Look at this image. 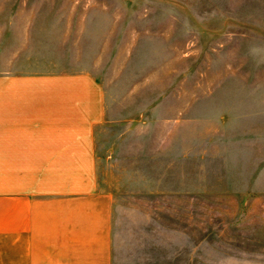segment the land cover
Wrapping results in <instances>:
<instances>
[{"label": "rangeland", "instance_id": "rangeland-1", "mask_svg": "<svg viewBox=\"0 0 264 264\" xmlns=\"http://www.w3.org/2000/svg\"><path fill=\"white\" fill-rule=\"evenodd\" d=\"M7 70L94 75L98 181L113 198L168 199L178 219L193 209L206 257L256 230L264 0H0Z\"/></svg>", "mask_w": 264, "mask_h": 264}, {"label": "crops", "instance_id": "crops-1", "mask_svg": "<svg viewBox=\"0 0 264 264\" xmlns=\"http://www.w3.org/2000/svg\"><path fill=\"white\" fill-rule=\"evenodd\" d=\"M104 115L103 88L87 71H2L0 264H264V214L243 245L216 243L206 257L193 209L178 219L168 199L103 190Z\"/></svg>", "mask_w": 264, "mask_h": 264}]
</instances>
